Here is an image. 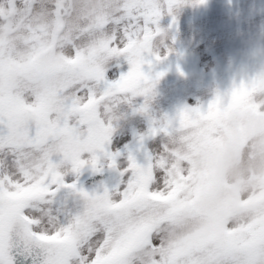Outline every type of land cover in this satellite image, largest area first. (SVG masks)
Segmentation results:
<instances>
[{"label":"snow or ice","instance_id":"1","mask_svg":"<svg viewBox=\"0 0 264 264\" xmlns=\"http://www.w3.org/2000/svg\"><path fill=\"white\" fill-rule=\"evenodd\" d=\"M111 3L102 0L71 55L33 62L15 85L6 79L11 53L0 35V264H136L143 256L148 264H264V201L218 227H176L186 211L205 215L195 201L194 161L220 142L234 103L264 110L256 99L264 96V71L206 106L154 122L149 135L163 133L169 142L146 163L129 155L121 184L89 191L81 182L87 168L101 170L102 157L116 167L120 153L109 145L117 109L143 96L136 110L148 112L164 75L145 71L150 55L162 59L152 51L161 0H122L119 17ZM179 3L167 0L168 11ZM120 58L130 65L126 72Z\"/></svg>","mask_w":264,"mask_h":264},{"label":"rangeland","instance_id":"2","mask_svg":"<svg viewBox=\"0 0 264 264\" xmlns=\"http://www.w3.org/2000/svg\"><path fill=\"white\" fill-rule=\"evenodd\" d=\"M161 3V31L152 41V51L158 50L162 59L150 55L152 64H146L145 71L164 75L154 86L148 112L136 110L145 102L143 96L124 101L116 111L109 148L120 155L111 188L126 179L122 171L130 163L129 155L136 157L138 144L156 154L169 142L163 133L149 135L154 122L186 106H206L217 93H229L234 84L264 71V0H180L171 11L167 0ZM101 4L102 0H0L2 47L11 53L7 82L19 83L33 62L48 64L71 55L73 42L93 22ZM121 9L122 0H112L110 14L119 17ZM129 68L120 58L119 70ZM29 78L35 80V74ZM109 78H115L111 72ZM101 165L108 168V158L102 157ZM194 168L199 188L195 201L205 215L186 211L177 229L199 231L229 218L243 219L249 208L264 201V110L234 103L226 114L222 139L199 151ZM94 172L89 167L81 176ZM136 264H148L147 256Z\"/></svg>","mask_w":264,"mask_h":264},{"label":"water","instance_id":"3","mask_svg":"<svg viewBox=\"0 0 264 264\" xmlns=\"http://www.w3.org/2000/svg\"><path fill=\"white\" fill-rule=\"evenodd\" d=\"M185 63L187 66L191 65V60L186 59ZM149 151L144 146L137 147V158L140 163H146L148 159ZM117 167H110L106 169H101L93 174L82 177L80 180L84 187L89 190H99L103 191L105 187L111 188L115 179V172Z\"/></svg>","mask_w":264,"mask_h":264},{"label":"clouds","instance_id":"4","mask_svg":"<svg viewBox=\"0 0 264 264\" xmlns=\"http://www.w3.org/2000/svg\"><path fill=\"white\" fill-rule=\"evenodd\" d=\"M153 47V46H152ZM156 53H158L159 54V51L157 50V52ZM256 99L258 100V101H260V102H262V103H264V96H258V97H256Z\"/></svg>","mask_w":264,"mask_h":264}]
</instances>
